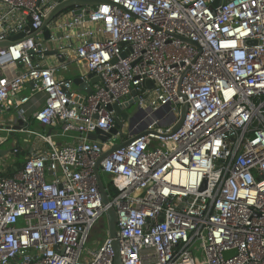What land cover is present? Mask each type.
<instances>
[{
    "label": "built area",
    "instance_id": "2783aa9c",
    "mask_svg": "<svg viewBox=\"0 0 264 264\" xmlns=\"http://www.w3.org/2000/svg\"><path fill=\"white\" fill-rule=\"evenodd\" d=\"M61 1L0 0V42L23 34L0 47V112L78 136L57 147L39 134L45 148L0 174V264H113L105 226L86 247L105 210L93 167L141 132L100 162L122 264H264V0H100L43 27ZM50 55L81 62L91 91ZM28 85L44 100L27 119ZM117 118L101 145L86 138Z\"/></svg>",
    "mask_w": 264,
    "mask_h": 264
},
{
    "label": "water",
    "instance_id": "95a60500",
    "mask_svg": "<svg viewBox=\"0 0 264 264\" xmlns=\"http://www.w3.org/2000/svg\"><path fill=\"white\" fill-rule=\"evenodd\" d=\"M99 2H100V0H63V1L59 2L50 12H48L46 17L43 19L42 26L44 27L45 25H47L54 16H56L58 13H60L62 10L66 9V8H69L72 6H81V5H94V4H97ZM220 3H221V0H212V3H211L212 10H214V8L217 7ZM49 35H50V33H49L48 29L43 30V36H42L43 44H42V46L44 45V41L49 38ZM22 36H23L22 33H18L16 35L10 37V40L0 42V47L7 46V45L11 44L12 42H14L15 40L21 38ZM178 38L183 40L186 43H189L191 45L196 46V43L192 40H189V39H187L185 37H181V36H179ZM61 61L62 60H59L58 62H61ZM87 78L89 79V83L87 81L82 80L80 77L72 78V81H73V84L75 86L81 88L83 90V92L89 93L91 91V86L89 84H93L94 82H96L98 80V77H93L92 73H88ZM145 85L147 87H151L152 82L150 80H146ZM132 94H135V91H132ZM187 107H188V104L186 102H184L180 106L178 118H177L176 122L173 124V126L171 127L169 135L175 133L183 124V121H184V118L186 115V111H187ZM107 108L113 109L115 114L117 116H119L120 118H123V119L127 118V113L125 111H121V109L117 105H109ZM119 123H120V119L117 118L114 127L111 128L109 130V132H102L101 130L96 129L94 133H88L86 135V138L89 140L96 141L99 145H101V143L106 141V139L108 137H110L112 134L116 133V131L118 130V127H119ZM27 127H29V123L27 121H24V120L18 118L17 124L12 127V130L9 131V135H13L14 131H19V130L21 131ZM144 133L145 132L136 133L133 137H131L125 141L115 143V144L103 149L100 156L96 160L94 167H93V174H94L95 179H96V184H97V187H98V190L100 193L101 202L105 206V210H104L103 216H102V218L104 220L103 226H105L107 234H108L109 238L111 239L110 245H111V248L113 251V264H122L121 255H120V245H119V242L116 238L117 214H116V211L114 210V208L109 204V196H108V193L106 191L103 176L100 173V162L104 157H106L112 151L127 146L129 143L134 141L138 136H140ZM8 152H9V150L0 148V156H4ZM107 178H108V176H107ZM233 253H235V250L234 251H227L224 253V257L227 258L230 255H232Z\"/></svg>",
    "mask_w": 264,
    "mask_h": 264
},
{
    "label": "crops",
    "instance_id": "0c3cea01",
    "mask_svg": "<svg viewBox=\"0 0 264 264\" xmlns=\"http://www.w3.org/2000/svg\"><path fill=\"white\" fill-rule=\"evenodd\" d=\"M45 61H46V63L56 64L57 66L60 65V62H57V60H55L51 55L46 56ZM72 63H74L75 65H73ZM62 65H64V66H62ZM60 66H62V67H60V69L58 70V72L56 74L57 76L72 79L75 77H79L81 75H85L87 78L88 72L86 70H83L81 67V66H83V64L81 62H76L75 60L71 59L70 57H66L65 60L62 61V64ZM24 94L30 96V101L24 105V107L27 108V113L25 116L28 119V117L31 115L30 113L32 112V110L40 107L41 104L43 103L44 94L41 92H37L36 89H34L31 85H28V87L25 90H23L19 93V95H24ZM8 109L4 110L2 113L0 112V120H2L0 122L1 123L0 124V133L8 135L7 138L10 140L9 142L11 143V146H8V144H9L8 142L6 144L1 143L0 148L7 149L10 152L11 150H13V148L15 146H17L19 144L20 146L23 147V150H25L26 155L24 158H26V156L31 154L32 152H36V151H39V150H42L43 148H45V143L42 141L41 136L39 137V139L34 136V135L39 136V133H45L48 137H50V139L52 140L54 145L57 146L53 138L55 135H60L58 125L45 126V125L39 124L36 121L34 124H29V127L25 128L24 130H21L22 133L20 135L25 138L24 143H21L19 141L20 138L16 137L17 131H14L13 135H9V131L12 130V127L17 124L18 117L16 115V112H15L13 106H10ZM11 111H13L12 114H10ZM37 125H40L42 132H39L35 128V127H37ZM26 135H28V136L26 137ZM13 136H15V137H13ZM64 137H66V136H64ZM1 139H3V138H1ZM67 139H68V144L74 143L75 141L78 140V136H77V134L70 133L67 136ZM6 140L7 139H5V141ZM5 141H3V142H5ZM57 147H59V146H57ZM4 156H0V157H4ZM16 168L17 167L14 166V170H16ZM0 173H2V172L0 171Z\"/></svg>",
    "mask_w": 264,
    "mask_h": 264
},
{
    "label": "rangeland",
    "instance_id": "374dc122",
    "mask_svg": "<svg viewBox=\"0 0 264 264\" xmlns=\"http://www.w3.org/2000/svg\"><path fill=\"white\" fill-rule=\"evenodd\" d=\"M73 65H75L74 63H72ZM13 113V111H11L10 112V114H12ZM39 132H42V130H41V127H40V125H37V127H35ZM22 133V131H17V133H16V137L17 138H20V142L21 143H24V137H22L20 134ZM39 134H43V135H46L45 133H39ZM28 135H26V137H27ZM36 138H38L39 139V137H40V135L39 136H36V135H34ZM8 137V135L6 134H2V133H0V138H3L2 139V141H5V139H8L7 138ZM13 137H15V136H13ZM54 141H55V143H56V145L57 146H61V145H67L68 144V139H67V136L66 137H64V136H60V135H55L54 136ZM9 144H8V146H11V143L10 142H8ZM12 151V150H11ZM8 152L4 157H0V171L1 172H4V170H5V167H7V166H12L13 165V161L15 160L14 159V157H13V153L12 152ZM28 156V155H27ZM26 156V157H27ZM103 177H104V179H105V177H106V175L105 174H101ZM102 221L100 220V221H98L97 222V224H96V226H95V228L93 229V231L91 232V234H90V238H89V241H88V243H87V245H86V247H88V248H90V249H96L97 247H98V244L93 240V239H95V238H97L98 237V239L101 237V238H103L104 236H105V231H104V229H103V227H102Z\"/></svg>",
    "mask_w": 264,
    "mask_h": 264
},
{
    "label": "trees",
    "instance_id": "16d2710c",
    "mask_svg": "<svg viewBox=\"0 0 264 264\" xmlns=\"http://www.w3.org/2000/svg\"><path fill=\"white\" fill-rule=\"evenodd\" d=\"M34 123H35V121H31L29 124H34ZM14 150H15V152H14ZM11 152L13 153V157L15 159L13 161V165L5 167V171L0 173L1 175H4V176L11 175L15 171L14 166L19 167L21 165L20 162L25 160V158H24L26 155L25 150H23V147L20 146L19 144L17 146H15ZM103 179H104V177H103ZM104 184H105L106 191H107L109 197H112L117 193V189L114 187L113 183L111 182V180L109 178L105 177Z\"/></svg>",
    "mask_w": 264,
    "mask_h": 264
},
{
    "label": "flooded vegetation",
    "instance_id": "af4514ba",
    "mask_svg": "<svg viewBox=\"0 0 264 264\" xmlns=\"http://www.w3.org/2000/svg\"><path fill=\"white\" fill-rule=\"evenodd\" d=\"M10 140L9 139H7L5 142H3V143H7V142H9ZM24 161V160H23ZM23 161L22 162H20V164H22L23 163ZM101 221H102V224L104 223V220H103V218H101ZM103 226V225H102Z\"/></svg>",
    "mask_w": 264,
    "mask_h": 264
}]
</instances>
